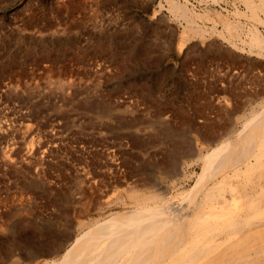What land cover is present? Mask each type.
<instances>
[{
  "label": "bare ground",
  "instance_id": "bare-ground-1",
  "mask_svg": "<svg viewBox=\"0 0 264 264\" xmlns=\"http://www.w3.org/2000/svg\"><path fill=\"white\" fill-rule=\"evenodd\" d=\"M56 1L60 11L85 4ZM150 2L155 4L150 32L160 38L163 27L172 23L178 29L180 70L197 79L183 91L184 103L177 101L179 88L173 95L161 93L169 83L168 68L157 73L151 87L141 77L127 85L154 108L148 131L152 143L163 146L162 155L152 165L136 166L137 180L122 183L118 164H130L132 158H121V147L118 153L102 151L92 165L70 168L73 184L65 191L52 192L59 175L52 177L49 170L57 164L49 162L59 157L63 137L55 128L39 132V124H30L24 102L0 109V180L9 173L19 181L15 193L10 186L3 187L6 194L0 192V264H264V0ZM116 3L132 30L145 26L126 0ZM17 28L21 37L16 40L26 42L25 28ZM111 32L118 39L96 38L92 53L110 56L121 71L158 61L151 58L153 48L146 40L132 43L119 31ZM60 44L39 47V55L50 59ZM10 58L0 64V75L15 64V57ZM214 63L226 69L209 82L215 91L204 96L199 86L205 85L204 74ZM63 80L52 87L67 96L69 83ZM14 84L6 83L0 91L17 100L20 94L26 100L33 95L30 87L20 90L15 88L20 82ZM87 106L99 117L110 109L104 101ZM138 125L139 119L129 124L140 131ZM135 137L131 141L140 148ZM112 185L115 189L109 190ZM39 187L38 192L50 195L47 202L23 194Z\"/></svg>",
  "mask_w": 264,
  "mask_h": 264
},
{
  "label": "rangeland",
  "instance_id": "rangeland-1",
  "mask_svg": "<svg viewBox=\"0 0 264 264\" xmlns=\"http://www.w3.org/2000/svg\"><path fill=\"white\" fill-rule=\"evenodd\" d=\"M81 1L82 5L85 3L81 8L76 10L75 8H73L74 10L60 8V11L55 6L56 0H0V64L6 62L7 59H12L10 58L12 55L17 61L11 68L5 70L4 74L1 73L0 87L9 82L15 84L20 82V85H17L18 87L14 84L16 89L24 90L21 87H25V89L30 87V92L33 93L27 100V95L20 94L17 100V98L8 97L6 93L2 94L0 91V98H9L8 100L5 98L7 102L5 100L2 101L3 98H1L0 109H5V106L9 107L8 104L18 106V108L21 107L20 105L23 106V104L24 106L29 105V107H24L23 110L30 113L32 120L30 124H39V132L55 128L54 132L59 133L63 137L58 151L59 157L53 159L50 157L53 161L51 160L49 164L57 165L49 170V173L52 177L59 175V182L55 183V189L52 192L65 191L66 188L73 184L70 169L72 166L82 167L86 162L92 165L93 156H97L96 154L102 151L105 153L106 151L118 153L119 147L122 148L121 152L118 153L120 157V154H125L126 159L127 157L129 159L132 158L130 164L122 162L118 164L119 177L122 183L137 180L140 175L137 174L138 171L135 167H138L142 162L152 165L156 159L160 158L159 156L162 155L160 153L164 150L162 145L152 143V134L148 131V121L155 113L154 108L152 109L144 102L139 101L134 90L127 85L132 82V79L137 80L141 77V82L145 83L147 87H151L157 82V73L163 68H168L169 83L164 86L161 93L163 96L170 93L173 95V90L179 88L180 93L176 96L177 101L181 99L179 102L184 103V100H182L184 97L183 91H186L187 87L197 80L195 77H191L192 73L180 70L181 57L176 48L178 29L172 23L169 24L170 28L166 27L165 29V25L162 31L163 35L160 38H156L150 32L151 27L148 24H152L155 21L152 17L155 7L153 2H150V0H137L138 3L131 4L129 3L130 0H126L131 14L138 19H144L143 23L145 26L140 30L135 29L134 31L129 26L124 9L116 5L119 0ZM190 2L195 5V0H190ZM16 25L19 28H25L23 32L26 34H24L25 37H28L26 42L21 39L16 40L18 36L21 37ZM128 27L129 30L127 32ZM111 30L119 31L117 33L127 37L126 41L132 43L140 40L141 43H145L144 40H146L153 48L151 58L157 56L158 61L156 63L142 64L143 66H138L136 67L137 69L134 67L135 65H132L129 71H121L110 56L92 53L91 45L96 38H105L108 35L114 38L112 41L118 39L117 37L119 36L114 37L116 35ZM54 31L57 33L55 34ZM36 33L38 34L35 35ZM101 34L104 35L101 36ZM35 36H38V38ZM29 37L32 38L30 39ZM32 39L36 40H33V42ZM71 40H73V43L68 45L67 42ZM55 42L56 44H54ZM28 43L29 45L34 44V50L30 51ZM59 43H61V48H58L59 50L56 51V54H51L50 59H43L42 55H39L42 52H40L42 49L39 47L45 46L46 48L47 45L50 48L54 45L57 46ZM48 47L46 49H49ZM86 51L88 53L85 56L84 54L78 56ZM50 67L55 73L52 76H50L53 74L52 71H49ZM225 67L223 64L219 66L215 63L210 66V70L207 74H204L205 78L202 79L205 85H200L201 88L199 86L201 94L210 95V92L215 91L214 89L210 90L208 84L210 81H214V77H220L219 75L223 74ZM60 68L65 70H63L62 75ZM56 70L57 72H55ZM57 75L61 77L59 78ZM53 76H56L54 77L56 82L53 81ZM15 78L18 79L16 82ZM62 80L72 86L69 87L67 85L71 88L68 89L67 87V91H69L67 96L54 91L56 89L52 87L58 82H62ZM34 85H36L35 88H33ZM37 86L38 89H36ZM204 86H206V89ZM23 95L25 96L23 97ZM24 98L25 100H22ZM13 100L14 102H12ZM26 101H29L28 104H26ZM31 101L33 102L32 104H30ZM95 101H104L110 107L109 113L107 112L106 115H100L101 117H99L97 110L90 109L87 106ZM22 102L24 103L22 104ZM166 110L169 109L165 108L164 113H166ZM36 112H40V114L35 116L34 113ZM163 116L166 115L162 114ZM136 119L137 123L138 119L139 123L141 122V125H138L140 131H135L136 126H129ZM170 121L173 124L175 119L173 118ZM133 135L142 143L140 145L142 150L133 145L131 141ZM61 167L62 169L59 172ZM3 181L7 185H3ZM18 182L15 176L7 173L6 178L2 181L0 180L1 194H6L3 189L4 186H10L9 190L12 193L18 191ZM105 185L106 183H104V187ZM112 186L109 190L115 189L114 185ZM122 186L125 187L126 185L122 184ZM38 191H41L40 187L30 190L29 193L24 191L23 194H33L41 197V201L47 202V196L50 195L48 193L42 194Z\"/></svg>",
  "mask_w": 264,
  "mask_h": 264
}]
</instances>
